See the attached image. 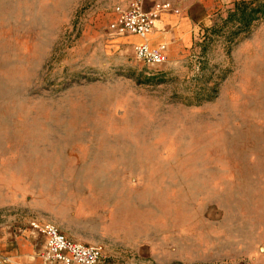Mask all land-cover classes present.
Returning <instances> with one entry per match:
<instances>
[{
    "label": "rangeland",
    "instance_id": "obj_1",
    "mask_svg": "<svg viewBox=\"0 0 264 264\" xmlns=\"http://www.w3.org/2000/svg\"><path fill=\"white\" fill-rule=\"evenodd\" d=\"M132 2L0 0V229L79 198L202 264L213 232L264 225V16L235 35L232 6L151 65L108 30Z\"/></svg>",
    "mask_w": 264,
    "mask_h": 264
},
{
    "label": "crops",
    "instance_id": "obj_2",
    "mask_svg": "<svg viewBox=\"0 0 264 264\" xmlns=\"http://www.w3.org/2000/svg\"><path fill=\"white\" fill-rule=\"evenodd\" d=\"M158 1H169L172 9L160 12L152 30L144 36L115 35L112 41L119 49L134 52L135 46L146 44L154 49L163 47L165 56H172L190 46L195 32L209 24L215 14L230 9L241 0H144L143 7L149 10ZM6 187L7 182H0V191H3L0 205L7 204ZM21 198V193L15 194L13 203H21ZM46 203L50 221L37 218L42 222L57 224L62 232L76 241L101 247L103 257L100 264L182 263L173 246L163 242L162 230L153 233L150 225L115 227L112 219L110 221L111 215L105 221L101 210L85 208L79 198L66 200L63 205L61 200L47 198ZM255 217L249 228L241 226L238 238L234 240L227 237L224 231L223 240L220 241L222 237L213 232L212 239L203 249L207 257L198 259L199 262L264 264V225L258 213ZM92 224L96 226L97 235L84 237L83 231L90 229ZM43 248L44 236L34 232L29 224L22 225L14 232L0 229V264H41L39 254Z\"/></svg>",
    "mask_w": 264,
    "mask_h": 264
},
{
    "label": "built area",
    "instance_id": "obj_3",
    "mask_svg": "<svg viewBox=\"0 0 264 264\" xmlns=\"http://www.w3.org/2000/svg\"><path fill=\"white\" fill-rule=\"evenodd\" d=\"M143 1L133 0L127 8L116 7L117 17L110 22L108 30L115 35L144 36L152 30L160 12L172 9L169 1H158L146 11ZM134 55L151 65L165 60L163 47L154 49L146 44L135 46ZM29 226L44 236V248L39 254L41 264H100L102 261L101 247L76 241L52 223L33 220Z\"/></svg>",
    "mask_w": 264,
    "mask_h": 264
},
{
    "label": "trees",
    "instance_id": "obj_4",
    "mask_svg": "<svg viewBox=\"0 0 264 264\" xmlns=\"http://www.w3.org/2000/svg\"><path fill=\"white\" fill-rule=\"evenodd\" d=\"M234 9L229 13V19L235 22L234 34L250 32L255 21L264 16V4L255 3L254 0L245 2L238 1L234 4Z\"/></svg>",
    "mask_w": 264,
    "mask_h": 264
}]
</instances>
